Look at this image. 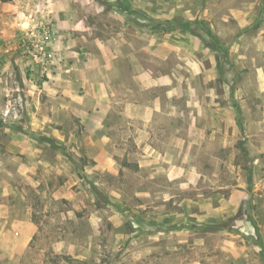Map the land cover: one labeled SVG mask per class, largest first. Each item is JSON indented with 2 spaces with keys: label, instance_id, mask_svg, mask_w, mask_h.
Listing matches in <instances>:
<instances>
[{
  "label": "rangeland",
  "instance_id": "rangeland-1",
  "mask_svg": "<svg viewBox=\"0 0 264 264\" xmlns=\"http://www.w3.org/2000/svg\"><path fill=\"white\" fill-rule=\"evenodd\" d=\"M126 1L127 16L114 15L109 0L71 6L75 19L87 18L91 37L138 24L124 30L135 33L138 61L167 75L185 118L169 121V165L121 141L129 135L117 112L106 129L113 158H101L102 144L74 116L75 105L62 110L68 99L49 95L45 65L33 70L41 43L58 33L39 11L46 2L0 3V264H205L229 250H256L257 236L246 229L256 224L252 203L264 189V93L256 76L264 71V1ZM150 3L154 13L146 14ZM146 28L155 30L153 58L142 51Z\"/></svg>",
  "mask_w": 264,
  "mask_h": 264
},
{
  "label": "crops",
  "instance_id": "crops-1",
  "mask_svg": "<svg viewBox=\"0 0 264 264\" xmlns=\"http://www.w3.org/2000/svg\"><path fill=\"white\" fill-rule=\"evenodd\" d=\"M44 1L46 5L41 6L39 11L42 16L48 15L52 19L58 33L56 39L49 41L46 53L34 60L35 67L33 64L31 66L34 67V70L45 65L51 84L49 95L59 94L68 99L61 105L62 110H67L72 104L75 105L73 109L77 113L74 116H82L80 118L82 124L91 136L96 134L97 141L102 144L99 151L101 158H113L112 153L105 147V143H111L106 129L113 125L111 118L114 117L113 113L117 112L119 118L126 125L127 135H129L127 138L122 137L121 141L125 143L133 141L139 149L138 154L141 158L151 159L153 162L162 160L169 165L173 156L170 153L167 136L169 121L176 119L177 122L184 123L185 118L174 104V100L176 101L180 96L178 92L171 91V83L167 75L164 76L160 71H156L157 75L151 71L148 72L143 67L144 64L138 61L135 33L126 34L124 32L127 28L134 29L136 32L138 24L123 22L119 26L120 28L118 27V32L110 35L112 37H103L102 34L99 37L96 35L91 37L84 31H90L93 28L89 24H85L86 17L75 19L76 10L71 6V0ZM109 1H113L114 15L127 16L131 13L130 2L128 3L126 0ZM152 7V3L146 6L145 13H154ZM100 12L104 13V10L100 8ZM25 25L27 28L30 27L28 21L25 22ZM108 29V26L104 27L105 31H109ZM160 29L163 30V26ZM146 30L149 34H145V37L149 44L147 43L142 51H145L144 53L148 57L153 58L154 48H158L157 43L153 42L155 30L153 31L151 28H146ZM175 30L179 31V28ZM76 31L83 32L78 35ZM160 40L169 47L168 39L161 37ZM90 45L94 49H91ZM195 46L197 45L194 42ZM197 47L199 51L202 49L200 44ZM165 59V55L162 53L159 56L160 62ZM256 76L259 91L264 93V71L258 69ZM39 93H42L41 90ZM182 93L184 96L185 91L182 90ZM87 100L92 102L91 108L86 107ZM34 106L38 107L36 100H34ZM175 116L177 117L174 118ZM196 123L197 120L194 118L190 126L196 129ZM103 131L104 133H102ZM138 132H140L139 135L136 134ZM178 140L177 147L173 149H177L179 153L183 149L184 141ZM124 153L126 152L124 151ZM157 173L160 172L156 171L154 174ZM260 191L262 192L260 197L253 200L252 203L258 208L256 224L254 228L248 226L246 229L249 237L255 234L257 236L258 243L254 248L256 250H238V253L229 250L225 259L220 263L209 259V262L205 264H235L234 254L236 257H239L238 254L241 255L240 264H264V189H260ZM252 215L251 217L255 218V212ZM28 242L29 239L26 244ZM187 264L203 263L194 260Z\"/></svg>",
  "mask_w": 264,
  "mask_h": 264
},
{
  "label": "built area",
  "instance_id": "built-area-1",
  "mask_svg": "<svg viewBox=\"0 0 264 264\" xmlns=\"http://www.w3.org/2000/svg\"><path fill=\"white\" fill-rule=\"evenodd\" d=\"M46 44L44 43V41L41 43V46L39 47V49H38V53H42V54H44V53H46ZM34 58L35 59H37V56H34Z\"/></svg>",
  "mask_w": 264,
  "mask_h": 264
},
{
  "label": "trees",
  "instance_id": "trees-1",
  "mask_svg": "<svg viewBox=\"0 0 264 264\" xmlns=\"http://www.w3.org/2000/svg\"><path fill=\"white\" fill-rule=\"evenodd\" d=\"M11 0H0V3H9ZM47 143L52 147V145L54 144V140L52 139H48Z\"/></svg>",
  "mask_w": 264,
  "mask_h": 264
}]
</instances>
